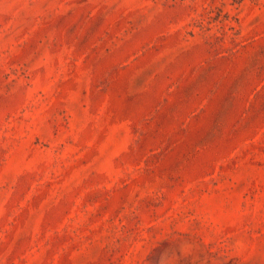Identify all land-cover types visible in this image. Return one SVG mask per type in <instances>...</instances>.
<instances>
[{
	"label": "rangeland",
	"instance_id": "1",
	"mask_svg": "<svg viewBox=\"0 0 264 264\" xmlns=\"http://www.w3.org/2000/svg\"><path fill=\"white\" fill-rule=\"evenodd\" d=\"M0 264H264V0H0Z\"/></svg>",
	"mask_w": 264,
	"mask_h": 264
}]
</instances>
